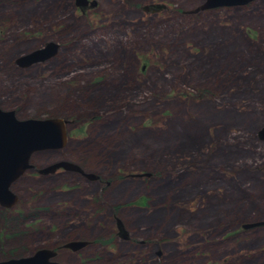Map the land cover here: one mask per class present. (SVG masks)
Instances as JSON below:
<instances>
[{
  "label": "rangeland",
  "instance_id": "374dc122",
  "mask_svg": "<svg viewBox=\"0 0 264 264\" xmlns=\"http://www.w3.org/2000/svg\"><path fill=\"white\" fill-rule=\"evenodd\" d=\"M88 1L0 0V110L67 120L8 186L0 260L264 264V0ZM48 42L54 55L16 64ZM59 161L95 178L37 172Z\"/></svg>",
  "mask_w": 264,
  "mask_h": 264
},
{
  "label": "water",
  "instance_id": "95a60500",
  "mask_svg": "<svg viewBox=\"0 0 264 264\" xmlns=\"http://www.w3.org/2000/svg\"><path fill=\"white\" fill-rule=\"evenodd\" d=\"M253 0H203L197 7L187 11L196 13L216 7H231L246 5ZM89 4L93 6V1L74 0V5L80 8ZM56 52V45L52 42L45 43L43 47L34 49L16 59L19 66H28L30 64L43 61ZM67 120L62 118H25L17 119L14 112L0 110V206L10 207L15 202V196L8 189L9 184L29 168V156L31 153L47 148H60L66 137L65 124ZM258 134L261 139L264 138V127ZM61 167L64 170L77 171L84 177L93 179L95 176L84 173L76 165L66 161H59L38 169L40 174L53 172ZM147 175L146 173H142ZM260 222H245L240 225L241 229H250L259 226ZM117 232L124 236L122 226L116 220ZM85 244L84 241L71 240L66 242L63 247L72 251L78 250ZM53 251L45 248L36 249L33 253L23 257L8 258L0 260V264H57L49 260Z\"/></svg>",
  "mask_w": 264,
  "mask_h": 264
},
{
  "label": "flooded vegetation",
  "instance_id": "af4514ba",
  "mask_svg": "<svg viewBox=\"0 0 264 264\" xmlns=\"http://www.w3.org/2000/svg\"><path fill=\"white\" fill-rule=\"evenodd\" d=\"M86 6H89V4H87V5H85L84 7H86ZM161 7V5H159V4H150V5H148V6H146L145 8L146 9H152L153 11H155L157 8H160ZM80 9H82V8H80ZM15 116V115H14ZM65 129H66V127H65ZM20 176V175H19ZM18 176V177H19ZM2 209V208H1ZM2 211H5L4 209H2ZM35 214H37V213H34V215ZM66 249H68V248H66ZM36 250V249H35ZM34 250V251H35ZM70 250V249H69ZM33 251V252H34ZM72 251V250H71ZM76 251V250H75Z\"/></svg>",
  "mask_w": 264,
  "mask_h": 264
},
{
  "label": "bare ground",
  "instance_id": "6f19581e",
  "mask_svg": "<svg viewBox=\"0 0 264 264\" xmlns=\"http://www.w3.org/2000/svg\"><path fill=\"white\" fill-rule=\"evenodd\" d=\"M252 2V1H251ZM78 7V6H77ZM80 8V7H79ZM52 118H57V117H52ZM66 135H67V131H66V133H65ZM262 225V224H261ZM23 257V256H22Z\"/></svg>",
  "mask_w": 264,
  "mask_h": 264
},
{
  "label": "trees",
  "instance_id": "16d2710c",
  "mask_svg": "<svg viewBox=\"0 0 264 264\" xmlns=\"http://www.w3.org/2000/svg\"><path fill=\"white\" fill-rule=\"evenodd\" d=\"M10 228H11V227H10ZM10 228H9V229H10Z\"/></svg>",
  "mask_w": 264,
  "mask_h": 264
}]
</instances>
